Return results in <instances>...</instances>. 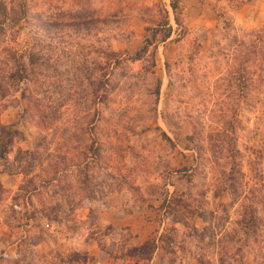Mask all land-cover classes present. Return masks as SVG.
I'll list each match as a JSON object with an SVG mask.
<instances>
[{
	"label": "rangeland",
	"instance_id": "374dc122",
	"mask_svg": "<svg viewBox=\"0 0 264 264\" xmlns=\"http://www.w3.org/2000/svg\"><path fill=\"white\" fill-rule=\"evenodd\" d=\"M98 263L264 264V0H0V264Z\"/></svg>",
	"mask_w": 264,
	"mask_h": 264
},
{
	"label": "trees",
	"instance_id": "16d2710c",
	"mask_svg": "<svg viewBox=\"0 0 264 264\" xmlns=\"http://www.w3.org/2000/svg\"><path fill=\"white\" fill-rule=\"evenodd\" d=\"M167 24V23H166ZM146 246H150L153 248V246H155V243L152 244V242L147 241L144 244H139L137 246H134V248L131 250V254L137 253L140 250H144V248H146Z\"/></svg>",
	"mask_w": 264,
	"mask_h": 264
},
{
	"label": "crops",
	"instance_id": "0c3cea01",
	"mask_svg": "<svg viewBox=\"0 0 264 264\" xmlns=\"http://www.w3.org/2000/svg\"><path fill=\"white\" fill-rule=\"evenodd\" d=\"M99 264V263H98Z\"/></svg>",
	"mask_w": 264,
	"mask_h": 264
}]
</instances>
